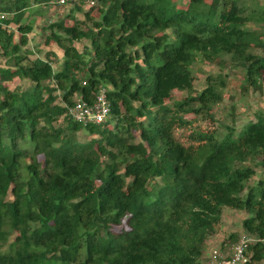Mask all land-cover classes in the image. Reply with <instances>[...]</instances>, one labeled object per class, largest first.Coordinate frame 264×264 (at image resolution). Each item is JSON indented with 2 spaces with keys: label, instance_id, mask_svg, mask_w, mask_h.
Instances as JSON below:
<instances>
[{
  "label": "trees",
  "instance_id": "obj_1",
  "mask_svg": "<svg viewBox=\"0 0 264 264\" xmlns=\"http://www.w3.org/2000/svg\"><path fill=\"white\" fill-rule=\"evenodd\" d=\"M43 1L0 0V264H201L223 208L242 212L256 240L242 264L264 259V111L237 132L197 126L213 119L226 75L206 74L197 91L190 69L200 55L239 69L241 91H261L264 32L246 23L264 25V0H96L97 17L82 19L77 0L69 24L42 26L62 51L55 68L51 51L25 47V10ZM99 86L108 116L72 120L73 98L90 102ZM172 90L185 94L167 103Z\"/></svg>",
  "mask_w": 264,
  "mask_h": 264
},
{
  "label": "rangeland",
  "instance_id": "obj_2",
  "mask_svg": "<svg viewBox=\"0 0 264 264\" xmlns=\"http://www.w3.org/2000/svg\"><path fill=\"white\" fill-rule=\"evenodd\" d=\"M93 4H89V0H82L81 10L71 12L77 19L83 18V12L89 10V13L92 17H97L98 9L96 0H92ZM247 6L260 5L263 3L261 0H242ZM178 5H184V0H177ZM258 5V6H259ZM73 5L65 4V5H57L54 0L43 1L39 3H32L25 10V17H23V22H28L32 25L31 31L27 34V44L26 48L31 51L29 55L30 58L40 57L46 58V52H52L53 55H49V60L53 68L57 67L58 63L62 59V51L55 44L46 45L43 43L44 39V29L42 26L49 24L52 21L57 19H65L67 24L70 23L68 17H66V13L71 9ZM246 27L264 32V25L248 22L246 23ZM9 28L14 32V39H17V33L15 26L13 24H9ZM74 47L79 52H84V47L88 45V42L85 39H80L78 41H73ZM4 66V60L0 57V67ZM190 69L193 74V88L194 90H200L204 86V78L206 74H217L219 72L225 73L226 75V85L222 89V98L221 100L214 104L212 107L213 119L210 121L209 119L201 118L200 116L195 119V123L199 127H205V125L217 128L219 131L222 130L223 125H232L237 132L242 123L247 120H253L254 112L257 110L264 111V88L261 91H253L248 89L247 91H241L239 88L240 79H241V71L239 69H234L230 65L226 64L223 68L218 67L213 62H208L197 55L195 60L190 64ZM16 84L24 86L27 84L26 80H19ZM9 87L12 88L13 84L10 83ZM57 96L60 95L59 91H56ZM185 92L180 90H172L168 99L165 100L167 103H171L174 100H179L183 98ZM60 101V100H58ZM187 117H193L191 114L187 115ZM187 130L175 128L173 130L174 137L180 142L186 144L188 140L186 139ZM77 137L81 140H85L88 138V135L83 131H78ZM258 173L259 170L257 169ZM257 176H253L254 180ZM251 182V181H250ZM6 198H10L9 194ZM242 216V212L237 211L235 209H222V217L219 224L216 226L215 233L212 234L208 240L206 241V249L203 255L205 258L209 254L210 250L213 248L220 250L223 255H228L230 252V245L233 243V240L228 239V235L230 233L236 234V238L239 234H245V232L240 229L238 223ZM124 227V220L118 226H112L113 231H119L120 228ZM256 240L251 238V243ZM220 247L221 249H219ZM262 247V251L264 252V240H261L256 248ZM4 248V245L0 244V250ZM250 255V253L248 252ZM264 263V259L257 261L253 258L250 264H259Z\"/></svg>",
  "mask_w": 264,
  "mask_h": 264
},
{
  "label": "built area",
  "instance_id": "obj_3",
  "mask_svg": "<svg viewBox=\"0 0 264 264\" xmlns=\"http://www.w3.org/2000/svg\"><path fill=\"white\" fill-rule=\"evenodd\" d=\"M77 0H54L57 5H65L76 2ZM89 4H93L89 0ZM2 17V14H0ZM67 114L72 120L81 124L100 123L109 114V103L105 95L104 88L99 86L93 99L86 102L79 98H73L71 105L67 108ZM251 241V237L245 234H239L236 241L230 246L228 255L213 248L201 264H242L246 260L245 249Z\"/></svg>",
  "mask_w": 264,
  "mask_h": 264
}]
</instances>
